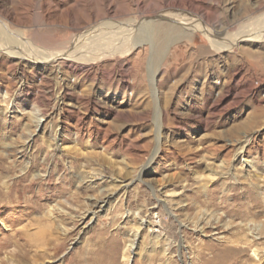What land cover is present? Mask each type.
I'll return each instance as SVG.
<instances>
[{"label":"rangeland","instance_id":"1","mask_svg":"<svg viewBox=\"0 0 264 264\" xmlns=\"http://www.w3.org/2000/svg\"><path fill=\"white\" fill-rule=\"evenodd\" d=\"M171 13L226 39L264 21V0H0L1 44L11 31L47 57ZM174 25L91 63L0 53V189L17 183L0 196V264H264V39L217 52Z\"/></svg>","mask_w":264,"mask_h":264},{"label":"bare ground","instance_id":"2","mask_svg":"<svg viewBox=\"0 0 264 264\" xmlns=\"http://www.w3.org/2000/svg\"><path fill=\"white\" fill-rule=\"evenodd\" d=\"M161 19H164V21H168V22L170 21L172 26L170 25L168 27H165ZM174 24H177L178 27L179 26L182 27L183 31L179 32V36L188 37V36H193L197 33L204 34L211 42L213 49H215L217 52L233 50L237 48L239 44L243 42H249L252 38L254 39L259 38L261 40L264 39V21L258 25L256 23V25L252 29H249L247 31H244L242 33H239L240 32L239 31L238 32L239 34L233 38L228 37L225 39V38H221V36L224 35V32H219V31L217 32L215 30L209 29L207 25L205 24V21L202 18L198 20V17L196 18L195 16H192L189 14L182 16V15L171 13V14L161 15L160 19L155 20V21L154 20L150 21L147 19L141 20V21H129L127 23H124L125 26H118L117 24L112 26L113 24L103 23V25L99 27L92 28L86 31L85 35L83 36L79 35L73 38L72 43L71 44L69 43L70 45L66 49L61 50V51L57 50V52L55 53H53L54 52L53 51L47 57H40L39 53L38 55L35 54L36 52L33 55L34 51L30 52L32 54L28 53L27 52L28 50L25 51L26 47L31 48V46L27 44L28 42H25L19 39H17L16 42L12 41V39H15L19 35L11 31L9 32L8 36L10 37V43L13 46L12 45H5V46L2 45L1 44L2 37H4L6 34L4 33V31H1V28H0V35H1L0 36V53L2 54L6 51L9 56L16 58V59L18 58L19 61H27L33 64H39L42 62L58 63L60 61H63V64H64V61L65 62L70 61V63L75 62L78 64L91 63V61L87 59V56L91 53H96L99 51L100 52L107 51V49L109 48L108 46L110 44L111 46L113 44L115 46H118L120 45L119 43H121L124 46L125 44L130 42V45H132V47L137 48L143 45V42H145L146 40L153 39V38L154 39L160 38L162 39L161 41L163 42L168 41L172 39V36L174 33L176 34V32H178L176 27H174L176 26ZM226 36H229V35H226ZM113 49H114V46L112 49L107 51V53L110 54L111 51H113ZM58 68L60 69V67ZM158 75H159V68L155 70L154 69L151 70L150 82L154 86L157 85ZM156 105L159 109L157 100H156ZM158 116L160 117L159 114ZM37 120H38V125H39L40 120L38 118ZM158 120H160V118ZM29 147L26 149H29ZM159 150H160V146H158V148L156 149L152 160H154V158L157 156V154L159 153ZM243 150H244V147L241 148V152H243ZM6 184L7 183L5 182L2 186L6 190V192H3L2 189H0V196L2 197L3 196L5 197V194L14 192L16 190L15 188H17V183H14L11 185L9 184L6 185ZM142 224L149 225L151 223L145 220L143 221ZM260 230H261V227L256 226L252 234L253 235L255 234L256 237H258L257 232H259ZM200 231L202 232L203 230L201 229ZM137 237H138V234L135 235V239ZM134 245H135V241H133V243L129 246L130 251L133 250ZM258 258L259 257H257V259Z\"/></svg>","mask_w":264,"mask_h":264}]
</instances>
